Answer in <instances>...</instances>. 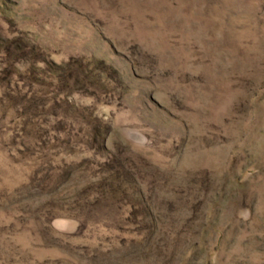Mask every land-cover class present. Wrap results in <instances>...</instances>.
I'll use <instances>...</instances> for the list:
<instances>
[{"label":"rangeland","instance_id":"374dc122","mask_svg":"<svg viewBox=\"0 0 264 264\" xmlns=\"http://www.w3.org/2000/svg\"><path fill=\"white\" fill-rule=\"evenodd\" d=\"M0 264H264V0H0Z\"/></svg>","mask_w":264,"mask_h":264}]
</instances>
